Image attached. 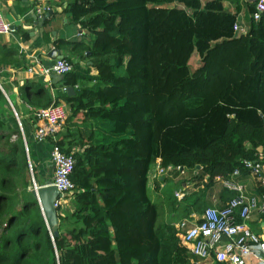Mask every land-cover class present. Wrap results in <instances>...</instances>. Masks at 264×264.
<instances>
[{
    "label": "trees",
    "instance_id": "obj_1",
    "mask_svg": "<svg viewBox=\"0 0 264 264\" xmlns=\"http://www.w3.org/2000/svg\"><path fill=\"white\" fill-rule=\"evenodd\" d=\"M62 1L91 40L56 46L71 45L91 66L74 65L55 99L36 86L32 111L62 101L64 128L81 115L93 138L82 136L84 150L73 155L72 211L58 215L54 237L31 193L25 138L0 123V264H197L174 224L208 208L216 178L246 174L243 160L264 155V13L250 17L258 0L240 34L223 7L239 0ZM194 54L200 63L191 69ZM70 136L61 129L49 144L71 155ZM157 163L190 173L192 190L177 200L182 182L171 183L153 200ZM164 180H153L154 190Z\"/></svg>",
    "mask_w": 264,
    "mask_h": 264
},
{
    "label": "crops",
    "instance_id": "obj_2",
    "mask_svg": "<svg viewBox=\"0 0 264 264\" xmlns=\"http://www.w3.org/2000/svg\"><path fill=\"white\" fill-rule=\"evenodd\" d=\"M205 1L202 0L203 3ZM251 2L253 0H239L238 6L231 2H223L224 9L232 14L235 13L237 23L245 30L248 25L249 4ZM38 5H48L52 9L53 14L46 19L47 21L37 20L39 17L35 10ZM66 7L67 1L62 0H0V12L12 29L11 34L0 35V68L3 69L0 73V123L7 132L10 129L20 130L18 127V122H20L21 132L27 147L26 153L31 170V179L37 187L50 183L52 167L49 161L51 150L49 142H37L33 138L34 128L30 119L36 102L33 92L36 86H42L49 96L55 99V92L59 90V82L54 84L51 79L40 77L37 74L39 70L34 65L48 66L57 59L58 55H61L63 58H69L74 65L82 70L91 66L87 60L78 58L79 53L71 45L61 48L56 46L57 41L87 43L91 40V35L71 20L70 13L64 12ZM54 51H56L55 54ZM85 56L88 54L85 53ZM192 60L196 63L193 68L195 69L200 63V58L194 54L189 63H192ZM30 66L35 68V74L28 73ZM90 75H96V71L91 69ZM60 103L65 105L62 101ZM66 107L69 115V108ZM15 113L18 119H16ZM91 125L90 121L82 122V117L79 115L66 124L65 128L62 127L63 134L65 129H68L72 135L68 139L70 143H73L70 147L72 155L83 152L85 146L79 145L82 136L85 138V143L92 140L94 126ZM187 173L185 171L183 175L173 174L165 177L164 182L159 184V191L154 190L153 183H149L152 199H159L161 197L160 191L164 187L171 183L175 185L177 182H182V186L174 192L181 191L183 195L189 193L193 183L190 180V174ZM161 179L159 178V180ZM239 181L245 186L247 192L254 193L256 191L255 182L247 174H243ZM228 196L229 194L223 191L221 184L216 182L207 192L206 206L220 209L225 205ZM67 207L64 209L65 212H71V203ZM249 227L254 233L264 237V218L255 217L249 223ZM185 247L187 248V246ZM247 260L253 264L256 263L252 257L247 258Z\"/></svg>",
    "mask_w": 264,
    "mask_h": 264
},
{
    "label": "built area",
    "instance_id": "obj_3",
    "mask_svg": "<svg viewBox=\"0 0 264 264\" xmlns=\"http://www.w3.org/2000/svg\"><path fill=\"white\" fill-rule=\"evenodd\" d=\"M52 10L48 5H38L36 15L42 19ZM264 13V0H258L255 11L250 15L253 21L260 20ZM235 33H245L237 21L233 25ZM12 33L10 24L0 12V35ZM34 61V60H33ZM35 63V61H34ZM40 77L50 80L51 76H64L74 69V64L64 58L55 59L48 66L34 65ZM3 71L0 68V73ZM29 74H35V68H28ZM62 91H66L65 88ZM67 107L64 104L51 105L46 109L33 112L32 117L36 121L33 138L37 142L55 141L57 133L62 129L67 117ZM16 119H18L15 113ZM21 131V124L18 122ZM256 160H243L242 167L246 174L255 182L256 191L247 192L245 186L239 181L241 171L236 169L226 179L216 178L222 188L234 196L226 201L220 208L208 207L199 214L190 215L188 219L179 220L174 224L176 236L183 246H187L190 253L198 260L197 264H253L247 260L252 257L255 264H264V237L254 233L249 223L257 217L264 218V155L258 152ZM49 161L52 167V179L50 184L61 194L54 207L58 209V215L63 213L68 202L73 199L76 192L74 184L70 180L75 159L73 155H64L56 146H51ZM31 172V170H30ZM181 167L163 168L156 164L149 178L152 183L155 179H161L173 173L183 175ZM32 177V176H31ZM32 188L37 186L31 179ZM174 197L181 200V191L174 192Z\"/></svg>",
    "mask_w": 264,
    "mask_h": 264
},
{
    "label": "water",
    "instance_id": "obj_4",
    "mask_svg": "<svg viewBox=\"0 0 264 264\" xmlns=\"http://www.w3.org/2000/svg\"><path fill=\"white\" fill-rule=\"evenodd\" d=\"M53 12L45 14L43 19H37L38 21H44L52 16ZM56 51H54L55 54ZM53 56V55H52ZM63 58L61 55L57 56V59ZM63 76L53 75L51 76L52 83L56 84L62 81ZM67 94L72 95L73 89L68 88ZM199 169V167H196ZM31 193L33 197L38 202L39 208L41 210L42 216L45 220V223L52 236L56 237L58 235V209L54 207V203L61 198V194L53 187L50 183H46L42 186L32 189Z\"/></svg>",
    "mask_w": 264,
    "mask_h": 264
},
{
    "label": "rangeland",
    "instance_id": "obj_5",
    "mask_svg": "<svg viewBox=\"0 0 264 264\" xmlns=\"http://www.w3.org/2000/svg\"><path fill=\"white\" fill-rule=\"evenodd\" d=\"M194 60H192V63H189V65H190V68L191 69H193L194 67H195V65H196V63H194L193 62ZM4 145V143H2V146ZM188 174V173H187ZM190 174V173H189ZM30 175H31V173H30ZM177 190L179 189V188H176ZM175 189V190H176ZM71 202L69 201L68 202V204H70ZM164 205V204H163ZM161 203H160V208H161V210L164 212V211H166V209L164 208L165 206H163ZM67 209H68V207H67ZM164 219L166 218V216L163 214V216H162ZM163 218H161V219H163Z\"/></svg>",
    "mask_w": 264,
    "mask_h": 264
}]
</instances>
